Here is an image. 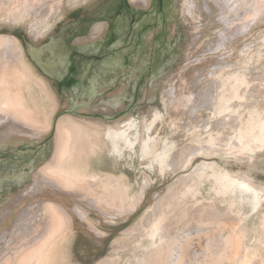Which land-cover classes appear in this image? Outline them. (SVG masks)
<instances>
[{
  "label": "bare ground",
  "instance_id": "6f19581e",
  "mask_svg": "<svg viewBox=\"0 0 264 264\" xmlns=\"http://www.w3.org/2000/svg\"><path fill=\"white\" fill-rule=\"evenodd\" d=\"M10 1L4 21L12 25L20 20L35 37L48 25L53 26L58 16L67 17L69 6L89 0ZM184 1L187 12L192 14L196 0ZM148 2L132 0L141 6ZM221 3L220 8L226 7L227 11L213 21V39L200 41L196 33L200 27L194 26L187 57L191 58L203 44L225 41L223 38L229 37V27L237 18L231 19V15L253 19L252 13L264 8V0ZM245 4L249 10H243ZM195 20L193 15L194 23ZM103 29L104 24L95 25L92 35L99 36ZM59 40L52 38L42 47L30 43L28 52L60 85L71 86L75 77L68 78L58 68L64 66L66 72L70 69L65 66ZM251 44L227 48L225 43L230 54L221 56H207L208 52L202 50L204 57L198 63L204 74L198 79L192 70L182 74L183 66L179 68L172 80L174 87L164 95L174 125L170 133L163 123V113L153 107L138 127L139 136L134 117H127L121 124L105 125L81 122L71 116L63 118L58 123L52 158L34 173L25 191L9 199L12 216L7 223L0 222V264H78L69 250L76 231L100 242L103 233L96 232V222L125 220L144 201L143 217L132 234L134 237L140 232L138 237L150 240L143 241V247L134 246L130 256L111 255L96 264H264V182H259L245 166L254 152L264 149V108H248L245 104L250 89L246 77L239 84L233 81V75L246 67V49ZM20 47L15 35H0V143L12 135L32 138L48 130L56 109L54 93L49 92ZM45 52L48 57L43 59ZM119 59L111 56L103 63L115 66ZM98 85L97 78L85 84L86 94H96ZM125 96L126 86L109 98L106 108L117 109ZM137 137L139 150L131 153L129 149ZM125 151L129 152L130 165L142 171L137 189L126 170L112 172L100 167L103 153L121 155ZM237 157L244 163L233 167L230 161ZM197 160L195 167L187 171ZM152 169L165 180L166 185L159 190L148 189ZM198 204L212 211L208 214L210 222L202 216L193 217V208ZM19 212L22 215L16 219ZM129 241L113 245L125 247Z\"/></svg>",
  "mask_w": 264,
  "mask_h": 264
},
{
  "label": "rangeland",
  "instance_id": "374dc122",
  "mask_svg": "<svg viewBox=\"0 0 264 264\" xmlns=\"http://www.w3.org/2000/svg\"><path fill=\"white\" fill-rule=\"evenodd\" d=\"M148 1V4L144 6L132 3V0H89L86 3L74 5L73 8L69 6L67 14L65 13L67 17L58 16L53 26L48 25L41 33L33 36L35 41L27 31V26L20 23V20H16L12 25L4 21L11 1L0 0V35H15L18 38L20 48L28 54L33 67L41 75L49 92L54 93L56 105L52 127L48 130L32 138L28 135H12L0 143V205L3 206H0V222L3 224L5 221L7 223L9 217L12 216L10 210L12 197L18 195L23 189L25 191L32 183L34 173L43 163L52 158L57 143L58 123L63 118L71 116L81 122L105 125L119 122L121 124L127 117H134L135 131L139 136L138 127L149 113V109L153 107L160 109L159 111L163 113L161 114L162 120L165 128H168V133L173 131L174 125H171L173 124L172 118L166 110L164 95L174 87L172 80L178 74L180 67L183 66L182 74L192 70L195 79L204 74L201 71L203 68L198 63V60L204 57L202 50L208 52L205 53L207 56H221L230 54L223 45L225 43L227 48L244 47L247 42L254 44H251L252 48L246 49L248 50L246 67H241V71L233 75V81L234 84H239L240 80L246 77L250 81V93L247 92L249 97L244 100L245 104L249 105H247L248 108H264V93H262L264 92V8L259 9L257 14L253 12L252 17L255 16L253 19L249 16V18L244 16L239 19L238 15H231V19L236 16L237 18L233 22L234 25L231 24L229 27V37L223 38L225 41L221 43L211 42L199 46L190 58L187 56L194 39V26L200 27L196 32L200 41L212 40L210 30L214 26L213 21L219 19L227 8L224 7L223 10L220 8L221 0H216L218 2L196 0V7L190 14L187 12L184 0ZM205 4L211 6L213 10H207ZM245 5L243 10H249V5ZM193 15L196 19L195 23ZM99 24H104L103 32L99 36L92 35L93 27ZM52 38H60L62 55L66 58L65 66H70V69L66 72L67 68L64 66L59 65L58 68L61 73H66L68 78L75 77L76 80L71 86L60 85L29 55L30 43L42 47ZM243 54L244 52L241 55ZM111 56H117L122 61L119 59L120 63L115 66L103 63ZM47 57L46 52L41 55L43 59ZM209 64L210 62L206 66ZM159 68L161 71L158 72ZM249 73L255 74L256 76H253L256 80H253ZM94 78H97L99 85L96 94L89 96L86 94L85 84ZM79 83L82 85L79 86ZM253 85L258 92L251 89ZM125 86L126 96L122 98V105L117 109L106 108L105 104L110 101L109 98L119 93ZM251 93H255V96ZM256 102L259 106L254 105ZM139 147L140 140L137 137L129 152L137 153ZM129 152L125 151L121 155L103 153L100 167L112 172L126 170L133 183V188L137 189L142 171L130 165L127 155ZM198 160L193 162L187 171L192 170ZM242 163L244 161H241L240 157L230 161L233 167ZM245 166L259 182H264V149L254 152ZM182 170L183 168L177 172V176ZM150 171L149 177L152 183L148 189L159 190L166 185L165 180H161L159 171L153 169ZM33 201L35 200L32 198ZM145 206L144 201L138 207L139 209L125 220L108 221L102 224L96 222L95 225L98 228L96 232L103 233L100 242L90 238L87 234L76 231L77 234L72 237L70 243L71 255L78 264H96L99 260L111 255L122 258L130 256L135 249L134 246L141 244L143 247V241L150 240V238L143 240L141 236L138 237L140 232L133 237L132 229L143 217L142 212ZM204 209L209 211L206 212ZM210 212L212 213L206 205L204 207L198 204L193 208V217L202 216L204 221L210 222L212 220L211 215H208ZM204 213L208 216H203ZM18 214L17 217L15 216L16 219L22 215L20 212ZM127 239L130 241L125 247L113 245V243ZM145 251L146 248L139 256H142Z\"/></svg>",
  "mask_w": 264,
  "mask_h": 264
},
{
  "label": "flooded vegetation",
  "instance_id": "af4514ba",
  "mask_svg": "<svg viewBox=\"0 0 264 264\" xmlns=\"http://www.w3.org/2000/svg\"><path fill=\"white\" fill-rule=\"evenodd\" d=\"M44 69V68H43Z\"/></svg>",
  "mask_w": 264,
  "mask_h": 264
}]
</instances>
